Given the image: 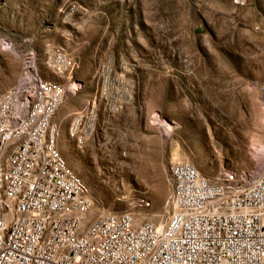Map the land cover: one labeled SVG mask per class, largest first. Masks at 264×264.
<instances>
[{
	"label": "rangeland",
	"instance_id": "rangeland-1",
	"mask_svg": "<svg viewBox=\"0 0 264 264\" xmlns=\"http://www.w3.org/2000/svg\"><path fill=\"white\" fill-rule=\"evenodd\" d=\"M57 53L78 68L53 72ZM30 61L78 87L51 124L97 212L137 215L141 198L169 212L171 161L211 176L264 160V0H0V94ZM93 99L95 130L78 147L67 128Z\"/></svg>",
	"mask_w": 264,
	"mask_h": 264
},
{
	"label": "built area",
	"instance_id": "built-area-1",
	"mask_svg": "<svg viewBox=\"0 0 264 264\" xmlns=\"http://www.w3.org/2000/svg\"><path fill=\"white\" fill-rule=\"evenodd\" d=\"M67 95L37 84L30 61L24 84L0 102V264H264V166L249 180L254 169L204 176L171 161L169 212L141 198L138 215L99 214L57 142H42ZM96 122L92 108L73 130L82 125L88 139Z\"/></svg>",
	"mask_w": 264,
	"mask_h": 264
},
{
	"label": "bare ground",
	"instance_id": "bare-ground-1",
	"mask_svg": "<svg viewBox=\"0 0 264 264\" xmlns=\"http://www.w3.org/2000/svg\"><path fill=\"white\" fill-rule=\"evenodd\" d=\"M49 66L53 70V72L61 73V74L65 71H67V69L69 67L78 68L77 64H73V63L71 64V62H69L65 59L64 55L59 54V53H57V55L55 57V62L49 61ZM32 75L35 76V80H36L37 84L46 86V87L51 88V89H66L68 94H74L78 89L77 85L75 84V81H73L72 83H68V84L48 81V80L43 79L40 76V74H38V72L35 71V69H33V68H32ZM23 84H24V70L22 71L17 83L14 86H12L11 88H9L6 92L0 94V102L11 100L13 93L18 91ZM261 86H264V78L259 80L258 82H256V87H257L258 92H259V97H260L261 104L263 106L262 108H263V113H264V90ZM57 108L49 115V120L47 122V135H44V137L42 138V142H57V140H58L59 130L55 125L51 124V120H52ZM92 108H96L95 103H94V99L91 102L88 101L87 105H85V107H83L79 111L73 113L71 120L69 122V126L67 128V134H68V137L70 139L74 140V142H81L82 140L87 139V129H82V125H75V129L73 130L74 121L76 120V118H82V115H89L92 112ZM263 119H264V117H263ZM159 125L164 127L167 125V123L166 122H160ZM167 127H168V125H167ZM170 128H171V126H170ZM61 142H64V145H65V142H67V141L65 138H63V139H61ZM258 152H260V151H258ZM263 166H264V161L262 159L258 160L254 170L248 175V179L251 180L252 178H254L255 174L258 173L259 171H261ZM134 206H135V204H134ZM98 213L99 214H108V213H113V212H106L102 208H100V209H98ZM115 213H117V212H115ZM159 215H163V213H161Z\"/></svg>",
	"mask_w": 264,
	"mask_h": 264
}]
</instances>
